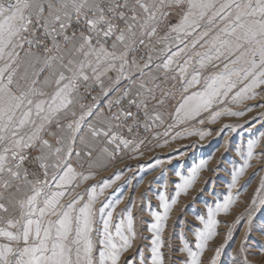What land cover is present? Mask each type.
Returning <instances> with one entry per match:
<instances>
[{
	"label": "snow or ice",
	"instance_id": "obj_1",
	"mask_svg": "<svg viewBox=\"0 0 264 264\" xmlns=\"http://www.w3.org/2000/svg\"><path fill=\"white\" fill-rule=\"evenodd\" d=\"M254 107L264 109V0H0V264H221L242 220L248 228L231 261L254 264L264 255L247 247L264 206V131L236 147L243 163L229 170L222 200L196 217L194 248L164 232L201 172L217 171L208 159L175 171L174 195L158 194L150 238L138 230L134 200L117 213L123 197L105 196L122 172L78 190L121 153L143 155L169 137L203 140L212 132L199 126ZM249 168L241 191L260 177L251 203L234 224L218 220ZM221 223L228 231L213 249Z\"/></svg>",
	"mask_w": 264,
	"mask_h": 264
},
{
	"label": "rangeland",
	"instance_id": "obj_2",
	"mask_svg": "<svg viewBox=\"0 0 264 264\" xmlns=\"http://www.w3.org/2000/svg\"><path fill=\"white\" fill-rule=\"evenodd\" d=\"M261 101L248 100L244 104L230 105L233 111L244 110L249 105H257ZM264 112V109L254 107L253 111L246 112L244 116H222L216 123H206L199 127L210 130L212 134L200 140L198 136H189L183 139L171 140L163 147H155V141L143 149V155L139 153H121L115 162L105 171H100L93 179L85 181L81 184L79 191H84L86 187L95 184L105 178H114V174L122 172L121 178L112 185L111 188L105 191V196L112 200L123 197V202L117 206L116 212L119 213L125 209L134 200L135 207L132 209L137 220L144 222L143 226L138 223V230L141 231L144 237L151 236L147 231L151 222H154L150 211H162L159 208V200L157 196L163 192L166 196L174 195L173 182H179V178L175 176V171H180L187 174L188 169L198 163L201 159L209 160V169H217L212 172L205 169L200 174V179L189 190L188 195H182L178 203L173 206L170 213V219L167 222V228L164 232V237L172 238L173 244L179 247L182 244L180 240L181 234L185 236L190 247H195L194 231L196 227H202L198 215H207L206 204L214 207L215 200H222L227 193V184L231 177L229 170L236 164L243 163L240 157L236 154V147L244 145L249 138H253L259 131H264V121L259 118V113ZM255 118V119H253ZM247 122V123H246ZM225 124L242 125L237 127L235 132L225 130L220 132ZM249 127L253 128L252 132H248ZM225 139L230 141L228 151L224 150ZM163 144V139L160 141ZM219 149V150H217ZM180 153H185L180 155ZM135 156V158H132ZM221 157L223 159L221 160ZM163 161L162 165L152 168L156 160ZM171 159V163L167 161ZM253 164L256 162L253 161ZM254 169L249 168L244 177L241 178L240 184L233 189V193H239L236 204L233 205L229 214L221 213L217 219L227 221L229 225L234 224L237 216H241L246 211V204L251 203V197L255 195V189L259 185V176L250 184L247 191H241L240 186L245 184L249 179V175ZM207 180V183L205 181ZM165 183L168 188L164 187ZM147 193V195H144ZM173 225L175 227L173 228ZM251 231L247 236V247L252 252H257L264 249V206H262L253 216L251 222ZM248 228V221L242 220L236 224L233 231L232 239L228 242L221 255V264H232L231 257L236 254L240 243L245 236V231ZM228 227L221 223L218 226L219 235L211 241L212 248L218 247L224 242V237L227 234ZM137 243L148 244L149 240L137 241ZM207 256L213 255L212 252H206ZM254 264H260L264 260V255L252 257Z\"/></svg>",
	"mask_w": 264,
	"mask_h": 264
},
{
	"label": "crops",
	"instance_id": "obj_3",
	"mask_svg": "<svg viewBox=\"0 0 264 264\" xmlns=\"http://www.w3.org/2000/svg\"><path fill=\"white\" fill-rule=\"evenodd\" d=\"M95 94V93H94Z\"/></svg>",
	"mask_w": 264,
	"mask_h": 264
}]
</instances>
